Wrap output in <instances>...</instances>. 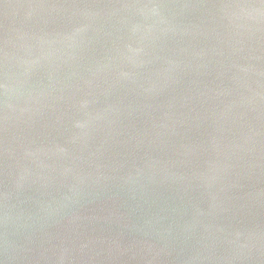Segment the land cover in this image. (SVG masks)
Here are the masks:
<instances>
[{"label":"water","instance_id":"1","mask_svg":"<svg viewBox=\"0 0 264 264\" xmlns=\"http://www.w3.org/2000/svg\"><path fill=\"white\" fill-rule=\"evenodd\" d=\"M0 264H264V0H0Z\"/></svg>","mask_w":264,"mask_h":264}]
</instances>
